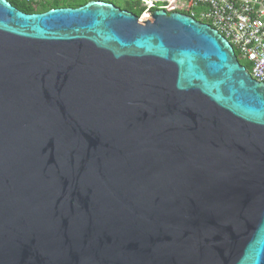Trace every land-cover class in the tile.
<instances>
[{
    "label": "water",
    "instance_id": "water-1",
    "mask_svg": "<svg viewBox=\"0 0 264 264\" xmlns=\"http://www.w3.org/2000/svg\"><path fill=\"white\" fill-rule=\"evenodd\" d=\"M0 264H264V82L183 13L0 0Z\"/></svg>",
    "mask_w": 264,
    "mask_h": 264
},
{
    "label": "built area",
    "instance_id": "built-area-1",
    "mask_svg": "<svg viewBox=\"0 0 264 264\" xmlns=\"http://www.w3.org/2000/svg\"><path fill=\"white\" fill-rule=\"evenodd\" d=\"M32 7L53 0H22ZM58 2L73 0H57ZM94 1V0H86ZM113 3L114 0H100ZM134 2L141 9L138 19H147L155 9L179 12L208 23L232 46L237 59L248 64L250 76L264 82V0H118ZM114 4V3H113Z\"/></svg>",
    "mask_w": 264,
    "mask_h": 264
},
{
    "label": "trees",
    "instance_id": "trees-1",
    "mask_svg": "<svg viewBox=\"0 0 264 264\" xmlns=\"http://www.w3.org/2000/svg\"><path fill=\"white\" fill-rule=\"evenodd\" d=\"M9 3H11L13 6L17 7L23 12L26 13H39L46 11L50 8H56V7H78L80 5L85 4L86 0H73V1H65V2H58L57 0H53L48 3V5H42L40 7H32L31 5H28L27 3L23 2L22 0H7ZM135 4L132 5H125L124 8L130 12H132L134 15L139 16L141 9L136 8ZM239 62L244 65L246 68H248V64L246 62H243L239 60Z\"/></svg>",
    "mask_w": 264,
    "mask_h": 264
},
{
    "label": "rangeland",
    "instance_id": "rangeland-1",
    "mask_svg": "<svg viewBox=\"0 0 264 264\" xmlns=\"http://www.w3.org/2000/svg\"><path fill=\"white\" fill-rule=\"evenodd\" d=\"M113 3H114L116 6H118V7L121 6L122 8H124L125 5H127V4L132 5L134 2H122V1L114 0ZM134 4H135V6H137L136 8H139L138 4H136V3H134ZM121 7H120V8H121ZM239 60L245 62L244 60H242V59H240V58H239Z\"/></svg>",
    "mask_w": 264,
    "mask_h": 264
},
{
    "label": "flooded vegetation",
    "instance_id": "flooded-vegetation-1",
    "mask_svg": "<svg viewBox=\"0 0 264 264\" xmlns=\"http://www.w3.org/2000/svg\"><path fill=\"white\" fill-rule=\"evenodd\" d=\"M121 7V6H120ZM122 8V7H121ZM122 9H125V8H122ZM126 10V9H125ZM238 61H239V59H238Z\"/></svg>",
    "mask_w": 264,
    "mask_h": 264
}]
</instances>
